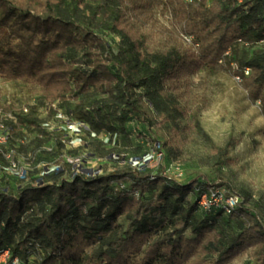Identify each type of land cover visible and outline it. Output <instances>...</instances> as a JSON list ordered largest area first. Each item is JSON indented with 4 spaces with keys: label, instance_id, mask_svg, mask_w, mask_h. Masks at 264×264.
<instances>
[{
    "label": "trees",
    "instance_id": "obj_1",
    "mask_svg": "<svg viewBox=\"0 0 264 264\" xmlns=\"http://www.w3.org/2000/svg\"><path fill=\"white\" fill-rule=\"evenodd\" d=\"M155 1L185 25L189 44L177 35L160 48L143 46L131 14L146 10L150 0H0V77L34 87L42 103H69L67 113L87 125L88 154L100 156L114 153L101 133L110 139L131 120L150 128L157 118L185 115L181 88L198 70L235 63L243 73L248 67L255 97L264 100V0ZM35 110L6 121L8 146L35 153L34 164L37 148L18 144L13 134L32 127L46 133ZM221 184L209 178L171 183L129 163L96 175L52 170L32 177L27 171L26 181L2 173L0 250H8V264H225L250 246H264V221L246 191L236 193L241 199L229 214L200 209V190ZM222 215L239 225L226 240L215 227ZM186 227L192 236L182 234ZM259 258L263 264L264 248Z\"/></svg>",
    "mask_w": 264,
    "mask_h": 264
},
{
    "label": "rangeland",
    "instance_id": "obj_2",
    "mask_svg": "<svg viewBox=\"0 0 264 264\" xmlns=\"http://www.w3.org/2000/svg\"><path fill=\"white\" fill-rule=\"evenodd\" d=\"M131 18L147 49L169 44L177 35L185 36V25L174 18L171 8L163 2L150 0L146 10L131 14ZM99 33L112 44L117 41L110 34ZM235 71V63H231L194 72L189 87L181 88L179 96L185 115L174 121L157 118L154 125L147 128L143 123L131 120L125 124V131L110 139L109 134L101 133L99 139L107 142L106 148L114 152L107 156H100L97 151L88 154L85 148L88 136L85 133L75 136L67 129L65 118L56 119V111L67 114L69 103H42L38 91L28 84L0 77V111L18 113L25 107L36 108L41 124L49 122L44 131L51 136L35 127L32 131L18 128L13 134L18 144L27 142L30 143L28 149L37 148L39 161L36 164L35 153L21 150L15 155L32 177L52 170L62 172L65 177L72 176L74 171L96 175L129 163L139 168L141 174L161 173L171 183L209 178L223 183L220 187L231 193L246 191L250 205L264 221V100L255 97L258 87L253 82V72L242 81H236ZM68 101L70 107L74 106L73 100ZM79 137L80 144L69 142ZM8 184L15 187L14 179L9 177ZM157 191L158 186L153 193ZM194 198V194L189 193L186 199L193 201ZM202 217V211L197 208L193 219L198 221ZM118 221L125 227L127 221L124 218L120 217ZM215 227L223 233L224 240L239 230L237 220L227 215H222ZM182 234L192 236L191 228L186 227ZM263 248L250 246L225 264H262L259 256ZM211 257L210 253L204 254V258Z\"/></svg>",
    "mask_w": 264,
    "mask_h": 264
},
{
    "label": "built area",
    "instance_id": "obj_3",
    "mask_svg": "<svg viewBox=\"0 0 264 264\" xmlns=\"http://www.w3.org/2000/svg\"><path fill=\"white\" fill-rule=\"evenodd\" d=\"M239 2L242 0H238ZM184 40L191 42V37L183 36ZM243 73H236L234 78L236 81H242L243 78L248 76L251 73L250 68L245 67L242 70ZM23 112H27V108L22 109ZM56 119L63 120L64 118L68 121L67 129L75 135L79 136L80 133H84L87 129V125L78 119H75L72 114L67 113L62 115L60 111H56ZM16 114L14 112L3 113L0 111V154L4 158V163L0 162V178L2 173L10 174L19 180H27V169L22 167L15 158L16 151L15 148L8 146V141L10 138L9 127L6 124V121L16 122ZM42 126L45 128L49 127V122H43ZM66 127H64L65 130ZM63 129V128H62ZM93 136L94 133H91ZM81 138H75L69 142L79 143ZM75 166V165H74ZM52 169V168H51ZM78 173L74 171L72 176ZM240 202V197L236 193H231L220 186H211L207 189L200 190L198 197V205L200 209L206 211L213 208H221L225 213L229 214L233 208ZM9 262V252L8 250H0V264H8ZM12 264H17V260L14 259Z\"/></svg>",
    "mask_w": 264,
    "mask_h": 264
}]
</instances>
